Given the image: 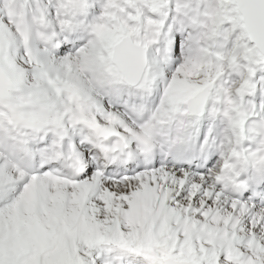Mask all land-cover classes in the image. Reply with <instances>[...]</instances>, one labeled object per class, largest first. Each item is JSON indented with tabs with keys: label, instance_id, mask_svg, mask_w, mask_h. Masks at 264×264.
Returning a JSON list of instances; mask_svg holds the SVG:
<instances>
[{
	"label": "snow or ice",
	"instance_id": "6c2138e0",
	"mask_svg": "<svg viewBox=\"0 0 264 264\" xmlns=\"http://www.w3.org/2000/svg\"><path fill=\"white\" fill-rule=\"evenodd\" d=\"M0 264H264V0H0Z\"/></svg>",
	"mask_w": 264,
	"mask_h": 264
}]
</instances>
